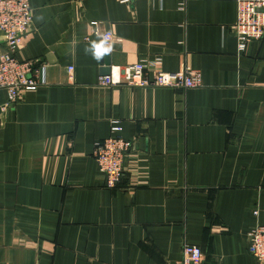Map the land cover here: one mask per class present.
<instances>
[{
  "label": "crops",
  "instance_id": "obj_1",
  "mask_svg": "<svg viewBox=\"0 0 264 264\" xmlns=\"http://www.w3.org/2000/svg\"><path fill=\"white\" fill-rule=\"evenodd\" d=\"M29 2L17 56L41 84L14 102L0 89V264H175L185 243L204 264H264L249 250L264 225V38L239 50L236 0ZM105 32L109 64L86 51ZM143 61L202 85H99ZM113 122L133 147L109 188L94 150Z\"/></svg>",
  "mask_w": 264,
  "mask_h": 264
},
{
  "label": "built area",
  "instance_id": "obj_2",
  "mask_svg": "<svg viewBox=\"0 0 264 264\" xmlns=\"http://www.w3.org/2000/svg\"><path fill=\"white\" fill-rule=\"evenodd\" d=\"M131 1L121 0L123 3ZM236 5L237 18L232 30L239 50L243 52L249 44L264 38V0H236ZM32 31L33 14L29 0H0V34L6 44V51L0 59V89L9 91L11 102L18 98L21 90L33 89L41 84V70L33 62L21 61L17 56L20 45ZM105 36L111 51L103 56H110L115 49V38L112 32H105L100 40ZM69 70H74V67ZM123 75V78L102 76L99 85L164 89H189L202 85V75L198 70L185 68L179 72H154L151 64L145 61L125 67ZM122 130L118 123L113 122L111 135L95 144L94 157L109 188H116L121 183L125 159L133 147L132 141L122 135ZM249 250L259 262L264 263L263 224L250 231ZM204 261L205 255L200 246L185 243L182 257L175 264H204Z\"/></svg>",
  "mask_w": 264,
  "mask_h": 264
},
{
  "label": "clouds",
  "instance_id": "obj_3",
  "mask_svg": "<svg viewBox=\"0 0 264 264\" xmlns=\"http://www.w3.org/2000/svg\"><path fill=\"white\" fill-rule=\"evenodd\" d=\"M107 37L105 36L102 40L99 42H93L91 44L90 49H86V51H91L93 56L97 59L102 57L105 53H108L111 51V46L107 45Z\"/></svg>",
  "mask_w": 264,
  "mask_h": 264
},
{
  "label": "water",
  "instance_id": "obj_4",
  "mask_svg": "<svg viewBox=\"0 0 264 264\" xmlns=\"http://www.w3.org/2000/svg\"><path fill=\"white\" fill-rule=\"evenodd\" d=\"M103 58H104V62L109 64V60L108 59L110 58V56H103Z\"/></svg>",
  "mask_w": 264,
  "mask_h": 264
}]
</instances>
